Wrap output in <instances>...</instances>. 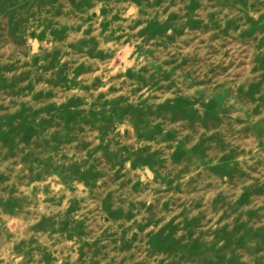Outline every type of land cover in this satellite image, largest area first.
<instances>
[{
    "label": "rangeland",
    "instance_id": "1",
    "mask_svg": "<svg viewBox=\"0 0 264 264\" xmlns=\"http://www.w3.org/2000/svg\"><path fill=\"white\" fill-rule=\"evenodd\" d=\"M0 264H264V0H0Z\"/></svg>",
    "mask_w": 264,
    "mask_h": 264
}]
</instances>
